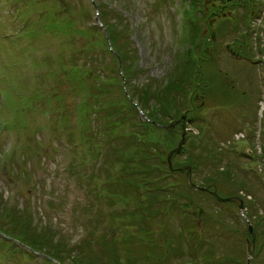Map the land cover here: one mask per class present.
<instances>
[{"label": "rangeland", "instance_id": "1", "mask_svg": "<svg viewBox=\"0 0 264 264\" xmlns=\"http://www.w3.org/2000/svg\"><path fill=\"white\" fill-rule=\"evenodd\" d=\"M246 1L248 4L244 0H207L200 11L184 0H0V217L14 213L9 219L12 233L0 231V264H47L42 260V251L47 250L35 252L42 257L38 258L31 252L27 236H43L47 230V237L64 248L68 241L81 240L85 230L82 221H86L88 233L102 223V236L116 240L117 256L145 264L138 263L139 253L151 242V233L145 231L140 217L125 211L127 207L135 209L138 203L125 206L122 200V206L119 202V207L110 206L124 194L121 187L111 191L115 179L106 186L107 176H123L125 166L117 175L108 164L103 167L109 155L101 147L102 155L97 153L92 165L90 159L85 164L79 161L82 171L74 173L80 158L77 153L82 147V152L91 156L88 142L92 145L94 141L84 139L85 145L77 152L74 145L83 131L81 124H85L88 136L108 129L107 145H121L125 127L130 125L127 129L132 133L140 132V119H149L143 109L150 112V107L157 106L152 103L155 89L172 81L175 73L186 74L187 70L193 74L196 65L202 81L196 77L198 86L189 85L190 99L170 89L178 108L170 115L158 111L159 118H165L164 129L154 127L151 133L155 138L151 150L157 152L158 141L165 142L168 150L164 157L168 159L182 138V116L187 114L184 149L168 160L173 169L182 165L181 173L163 184L185 183L205 192L193 190L189 196L195 201L193 205L177 202L173 212L169 211L165 232L179 239L175 247L178 256H171V264L198 253L193 246L202 243L209 249L210 241L217 248L216 260L227 255L242 259L240 264H264V0ZM98 5L107 11L105 21H121L112 33L101 28L103 15L97 14ZM192 13L201 17L196 27ZM142 89H151L150 97L148 93L145 96L147 108L141 96H131ZM129 102L131 107H121ZM115 118L116 126L109 122ZM170 119L173 122L167 121ZM143 133L150 135L149 131ZM239 138H246L236 143L238 149L243 148L237 153L240 158L229 150ZM222 150L228 152L218 158L209 155ZM254 158L257 162H250ZM189 159L195 168L191 162L184 163ZM228 166L234 168L231 177L223 172ZM93 174L97 176L92 181ZM214 178L221 183L219 189L248 193L246 197L240 192L246 217L239 207H227L209 195L211 190L201 189L215 184ZM242 182H247L245 187H241ZM87 202L89 207L85 208ZM98 208H103L100 216ZM219 212L224 229L218 232ZM249 221L261 228V232L256 228L250 262ZM17 224L20 227L16 228ZM159 226L162 234L163 226ZM2 232L11 239L3 238ZM135 240L139 242L133 247L136 253L128 255L126 245L132 246ZM73 255L63 253L64 264L73 263ZM53 264L61 263L54 260Z\"/></svg>", "mask_w": 264, "mask_h": 264}, {"label": "trees", "instance_id": "2", "mask_svg": "<svg viewBox=\"0 0 264 264\" xmlns=\"http://www.w3.org/2000/svg\"><path fill=\"white\" fill-rule=\"evenodd\" d=\"M185 2L188 1L189 4H191L190 8H194L195 10H200L202 9V7L205 6L204 1L207 0H184ZM193 2H198V6L195 7L193 4ZM243 2V1H242ZM244 2L246 4H248V1L244 0ZM187 3V4H188ZM186 4V5H187ZM185 5V6H186ZM98 15H103V19H101L102 23L104 24L103 26L106 27L107 30H109V33H112V31H114V29L116 28L117 24H119L120 22L116 23H111V22H107L104 20V18L106 17L107 11H101L102 9L99 7L98 5ZM101 9V10H100ZM205 11V10H204ZM190 12V11H189ZM205 14V13H204ZM192 15H194V18L191 20L192 21V25L196 27V25L198 26L197 23H199V20L201 17H196L195 13H192ZM209 14L206 13V18L209 20L208 22L210 23V19L207 17ZM118 18V17H117ZM102 28V27H101ZM193 32H195L196 28L194 29L193 27ZM112 36V35H111ZM115 49V47H114ZM260 50V49H259ZM116 52L120 53V51L118 49H116ZM117 53V54H118ZM119 55V54H118ZM246 56V55H245ZM201 58V57H199ZM192 59V58H190ZM249 61H255V58H246ZM125 60V59H123ZM197 69L196 71H194L193 74H191V71L188 73V71L186 70V74L183 73H175V78L171 81V79L169 80V82H165L164 86L161 87L160 89H155V93H152V97L155 98V100L152 101L153 104H157V106L155 108L150 107L149 109H151V111H147L146 109H143L145 111V115L147 116V118H149L148 120L146 119H140V124L141 125V131H135L132 133L133 130L127 129L128 126L127 125L124 129L125 133H126V138H123V142L120 145V143H116L115 146H111V145H107L108 141L107 140L109 138L110 135V131L108 129H102V133L99 135L97 133V135L93 134H89L87 133V128H85V124H81L82 126H80V131H82V133H79V140H76L77 142V146L83 144V140L85 139L86 141L88 139H93V144L90 145L89 144V152L91 153V156H88L87 153L88 151L84 154L82 152L83 148L81 147L80 152L81 153H77L78 156L80 157L79 159L77 158V167H75V170L72 172H77V171H82L81 166L79 165V161L82 164L87 160H91V164L92 165V160L96 159V154L99 153L102 155V149L107 152V156L109 155V157L104 160V165L103 167H108L110 166V170L116 172V175L120 173V170L123 166H125L124 168V174L123 176H116L115 178L112 177V175L107 176V184L110 182L112 183L115 179V186L113 189H111V191H113L114 189H117L119 187L122 188V193L123 195V199H120L115 202H113L112 204H110L111 208H116L120 206H122V200L125 201V206H130L133 205L135 203H138V206H135V209L132 210L131 207H127L125 208V211L127 212H132V214L134 217H140L144 223H145V231L148 232V234H150L151 238V242L147 243L145 247H143V250L141 251V254L139 253V262L138 263H145V264H171V256L175 257L178 256L177 251L175 250L176 247V240H179L178 238L173 239V237H170L168 232H165V230L168 228V216H169V211H171L174 207V204L178 202V204L180 205H193V203H195L194 199L189 198L190 195H192L191 193L193 192V190H195L198 193H203L204 191H201L199 189H195L193 187H189V185L187 184L185 186L184 184L181 183H175V182H168L167 184H163V182H165L166 180L170 179L171 177H175L177 174L181 173V166L179 165L177 169H173V166L169 163L168 159L166 158L165 155V151L167 149V145L165 144V142H160V140L158 141L160 143L159 147L157 148V146L155 147V151L157 152H153L151 150V146L150 144L154 141L155 138H151L153 135L152 132H154V127L155 130L156 129H164L163 127V123L165 118H159L158 116V111H160L161 114H165L168 113L169 115L171 114V111L177 109L178 105L176 103V100L174 99V96H171V91L170 89H173V92L175 93H183V95L185 96L186 99H190V97L192 96L191 92L189 91L188 87L191 84L197 83L196 77H198V79L200 81H202L201 76L198 74V67L199 65H196ZM200 76V78H199ZM262 77V75H261ZM94 83V82H93ZM200 83V82H199ZM196 86H198V84ZM159 88V87H158ZM197 88V87H196ZM123 89V87H122ZM168 89V90H167ZM148 91V90H147ZM146 90L140 92H134L133 94H131L132 97H134V94L141 96V101L143 103V107L147 108V104L148 103V97H150L149 95V91H151V89L147 92ZM148 93V97H145ZM193 93V92H192ZM169 94V95H168ZM123 95V94H122ZM125 96V94H124ZM190 96V97H189ZM126 97V96H125ZM126 106H130L131 104L129 102L121 105V107H126ZM110 116H112V113H109ZM63 115V114H62ZM110 119V117H109ZM126 121V120H125ZM170 122H173L172 119L167 120ZM166 121V123H167ZM110 123L115 124L116 126V118L114 120H110ZM128 122V121H126ZM129 124H134L129 123ZM126 125V124H125ZM124 125V126H125ZM143 130L145 131H149L150 135H148L146 137L145 133H143ZM152 133V134H151ZM123 136V135H122ZM99 138V139H97ZM107 138V139H106ZM73 139V138H72ZM246 139V138H244ZM166 141V140H165ZM237 141L239 140H234L233 141V147L229 150H231L234 154H236L237 156H242L240 154L237 153H241L243 150V148L238 149V146L236 145ZM97 142V143H96ZM111 144V143H110ZM102 147V149H101ZM100 150V151H99ZM168 150V149H167ZM78 151V149L76 150V152ZM99 151V152H97ZM236 153H235V152ZM228 151L226 150H222L220 152H211L209 153L210 157H220L221 153H226ZM149 153V154H148ZM219 155V156H217ZM92 157V158H91ZM95 158V159H93ZM146 158V160L143 161V159ZM157 158H160V160H158V162H156ZM221 159L219 160V162L216 164V167H218V169L220 168L221 165ZM257 159L254 158V160H251L250 162L256 161ZM108 162V163H107ZM187 162H191V166L193 168H195V166L192 163V160L190 161V159L184 163ZM249 162V163H250ZM180 164V163H179ZM247 164V163H245ZM251 166V165H250ZM183 167V166H182ZM85 168V167H84ZM83 168V169H84ZM73 169V168H72ZM138 170L137 173L136 170ZM253 169V168H252ZM132 170H135V172L132 173ZM233 170L234 168L228 166L227 170L223 167V172L228 176L231 177L233 174ZM254 170V169H253ZM91 171L93 172V168L91 169ZM153 173V174H152ZM135 174V175H134ZM97 175L93 174L90 178V180L92 179V181L94 180V178ZM215 184L211 183L209 185L206 184V186H210V189L212 190L213 188L217 189L218 193L220 194V191L224 192L225 195H221L223 197H228V196H241L240 192L244 193V196L247 197L248 193H246L244 190H239V189H235V192H227L224 189H219V185L221 184L220 181H218L217 179L214 178ZM240 181V179L238 180ZM237 181V182H238ZM187 182V181H186ZM82 182H80L81 184ZM220 183V184H218ZM230 183V182H229ZM247 184V182H245ZM245 183L242 182L241 187H245ZM185 186L182 187L181 185ZM105 185V184H104ZM127 187V188H126ZM85 188L89 189V185L88 183L85 184ZM93 189V188H92ZM91 189V190H92ZM242 189V188H240ZM251 189V188H249ZM108 189H104V191H107ZM239 190V191H238ZM94 191V190H93ZM109 191V190H108ZM172 191H174L173 193H171ZM185 192L187 194H185ZM194 192V193H196ZM193 193V194H194ZM197 193V194H198ZM205 193V192H204ZM208 193V192H206ZM210 193V192H209ZM211 197L213 199H215L216 201H218L212 194ZM181 197H183L181 199ZM243 197V196H241ZM244 199V198H243ZM99 203H100V198H98ZM245 201V200H244ZM119 202V203H117ZM89 202L85 203V208L89 207ZM225 206L227 207H232L235 206L236 208L238 207V205L236 203L233 202H222ZM250 204V202H249ZM247 205V204H246ZM12 207V206H11ZM183 207V206H182ZM251 207V206H250ZM13 208V207H12ZM138 208V209H137ZM97 214L100 216V214L103 213V208L100 209L98 208L97 210ZM201 211L203 212V210L201 209ZM10 212V211H7ZM121 211L116 210V213H120ZM173 212V210L171 211ZM249 212V211H248ZM123 213V212H122ZM13 212L7 213V215L3 214V216L5 217H0V231H2V229H5L7 231V233H12V230H10L9 225L13 226V223L11 221H9V219H12ZM126 214V213H124ZM115 217V216H114ZM223 214L219 212V226L216 228V230L219 232L221 229H224L222 222H223ZM250 217V216H249ZM113 219V218H111ZM160 220L162 221L160 226H163L162 229V234L160 231L157 230L159 224H160ZM227 220V219H226ZM260 220H258L259 222ZM11 222V223H10ZM86 221H82L81 222V227H84V233L81 238V240H77L75 243L70 244L69 241L68 243L65 245L64 248H62V246L59 245V243H54V241L52 239H49V237H47V230H45L43 233V236H35L34 234H29L27 237L30 240V242H32L31 246H32V253L35 254V252L40 253L39 251H42L41 248H44L45 250H47V252L42 251L45 253V257L42 259L43 261H45V263H51L53 264V261H59L61 264H64L65 262L62 261L63 260V253H69V254H74L73 255V263L71 264H122V262H126V264H133V260H126L125 256H117L115 251H116V240L115 238H111L108 236H102L103 230H104V225L102 223H99L96 226V229L92 232V233H88L89 229L86 230V227L84 225ZM226 223V222H225ZM223 223V224H225ZM159 226V227H160ZM20 227L18 224L16 225V228ZM226 229H229L226 225H225ZM258 229V232H261V228L260 226L256 227ZM169 229V228H168ZM192 230V229H191ZM150 232V233H149ZM248 232H246V235ZM262 235V233H261ZM261 235H259V239L258 242L261 241ZM192 236V235H191ZM46 237V238H44ZM40 239H43L44 241L42 243L39 242ZM169 239L171 240V242L169 243ZM52 240V241H50ZM79 242V245L76 247H74L73 249H71L70 247L76 245V243ZM138 242V240H135L133 242L132 246L126 245L125 248V253H128V255H130L131 253L135 254L136 252L133 250L134 244L136 245ZM209 249H206L202 243L198 246L195 247L193 246L194 249H198V253H195L194 255L189 254L187 256V258L185 259H181L178 260V262H176L175 264H196V262L203 264V262L205 261V264H240L242 259H236L235 257H231L229 258V256H225L223 257L222 260H216L218 255L215 252L216 251V246H213L212 241H210L209 243ZM111 245H113L114 247L112 248ZM43 246V247H42ZM151 246L153 248H151ZM262 246V244H261ZM115 250V251H114ZM120 252V251H119ZM195 252V251H193ZM258 253L260 254V251L258 250ZM257 254V251H256ZM71 257V255H69ZM39 258H42L40 255H38ZM132 257H134V255H132ZM71 259V260H72ZM121 259L122 262H121ZM129 259V258H128ZM212 262V263H209ZM239 261V263L237 262Z\"/></svg>", "mask_w": 264, "mask_h": 264}, {"label": "water", "instance_id": "3", "mask_svg": "<svg viewBox=\"0 0 264 264\" xmlns=\"http://www.w3.org/2000/svg\"><path fill=\"white\" fill-rule=\"evenodd\" d=\"M183 118V123H182V127H183V131H182V138L181 140L179 141V145L178 147L175 149V150H172L168 156V160L171 161V156L174 152H181L183 150V147H184V144L186 142V137H187V132H188V128H187V114L183 115L182 116ZM171 163V162H170ZM189 170L191 171V166L189 167ZM187 180L190 184V186H193L194 185V182L192 181L191 179V176L190 174H188L187 176ZM201 189H204V190H208L210 191V186H201ZM219 202H233V203H236L242 213V215L244 217H246V206H245V201L243 199V197L241 196H228V197H223L221 196L217 189H213L211 190L210 192ZM248 234L251 236V241H249V247H248V250H249V262L250 260L252 259L254 253H255V243H256V228L255 226L250 223L249 221V226H248Z\"/></svg>", "mask_w": 264, "mask_h": 264}, {"label": "bare ground", "instance_id": "4", "mask_svg": "<svg viewBox=\"0 0 264 264\" xmlns=\"http://www.w3.org/2000/svg\"><path fill=\"white\" fill-rule=\"evenodd\" d=\"M74 146H76L74 149H76V150L79 149V145L78 146L77 145H74Z\"/></svg>", "mask_w": 264, "mask_h": 264}]
</instances>
